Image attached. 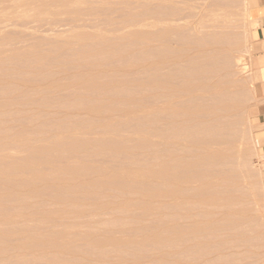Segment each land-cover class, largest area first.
<instances>
[{
	"label": "rangeland",
	"instance_id": "1",
	"mask_svg": "<svg viewBox=\"0 0 264 264\" xmlns=\"http://www.w3.org/2000/svg\"><path fill=\"white\" fill-rule=\"evenodd\" d=\"M247 2L0 0V264H264Z\"/></svg>",
	"mask_w": 264,
	"mask_h": 264
},
{
	"label": "crops",
	"instance_id": "2",
	"mask_svg": "<svg viewBox=\"0 0 264 264\" xmlns=\"http://www.w3.org/2000/svg\"><path fill=\"white\" fill-rule=\"evenodd\" d=\"M247 12L253 38L251 53L253 57L255 83L260 86L257 104V140L260 165L264 177V0H248Z\"/></svg>",
	"mask_w": 264,
	"mask_h": 264
},
{
	"label": "bare ground",
	"instance_id": "3",
	"mask_svg": "<svg viewBox=\"0 0 264 264\" xmlns=\"http://www.w3.org/2000/svg\"><path fill=\"white\" fill-rule=\"evenodd\" d=\"M35 1V0H34ZM58 2V1H57ZM96 3V2H95ZM66 6V5H65ZM43 11H45V10H43ZM83 12V11H82ZM79 13V12H78ZM86 15V14H85ZM81 16H82V14H81ZM75 18V17H74ZM78 19V18H77ZM76 29V28H75ZM137 37H139V36H137ZM182 54V53H181ZM175 58V57H174ZM102 66V65H101ZM86 77V76H85ZM46 83V82H45ZM178 93V92H177ZM179 106V105H178ZM188 106V105H187ZM193 108V107H192ZM181 109V108H180ZM199 109V108H198ZM182 110V109H181ZM106 113V112H105ZM102 114V113H101ZM182 114V113H181ZM172 115V114H171ZM180 115V114H179ZM177 119V118H176ZM190 121H192V120H190ZM192 122H194V121H192ZM181 123V122H180ZM195 124V123H194ZM198 124V123H197ZM196 126V125H195ZM213 127V126H212ZM211 127V128H212ZM181 128V127H180ZM190 128V127H189ZM188 128V129H189ZM208 128V127H207ZM206 128V129H207ZM215 128V127H214ZM204 129V128H203ZM184 130V129H183ZM187 130V129H186ZM204 131V130H203ZM209 131V130H208ZM182 132V131H181ZM143 134V133H142ZM217 135V134H216ZM187 136V135H186ZM189 136V135H188ZM212 136H213V134H212ZM174 137H175V135H174ZM173 137V138H174ZM178 137V136H177ZM184 137V136H183ZM201 137V136H200ZM204 137V136H203ZM209 137V136H208ZM83 138V137H82ZM185 138V137H184ZM198 138V137H197ZM179 140H181V139H179ZM216 140V139H215ZM182 141V140H181ZM199 141V140H198ZM210 141V140H209ZM187 142V141H186ZM207 142V141H206ZM105 143V142H104ZM189 143V142H188ZM209 143V142H208ZM114 144V143H113ZM144 144V143H143ZM173 145V144H172ZM190 145V144H189ZM211 145V144H210ZM219 145V144H218ZM197 146V145H196ZM213 146V145H212ZM199 152V151H198ZM196 158V157H195ZM185 159H187V158H185ZM215 159V158H214ZM183 160V159H182ZM206 160V159H205ZM179 161H180V159H179ZM172 163V162H171ZM178 163V162H177ZM182 163V162H181ZM208 163V162H207ZM164 165V164H163ZM198 165V164H197ZM174 166V165H173ZM158 167V166H157ZM83 168V167H82ZM99 169V168H98ZM191 169V168H190ZM159 170V169H158ZM156 171V170H155ZM182 171H184V170H182ZM187 171V170H186ZM193 171V170H192ZM209 171V170H208ZM95 173V172H94ZM150 174V173H149ZM102 175V174H101ZM104 175V174H103ZM171 175V174H170ZM171 177V176H170ZM186 177V176H185ZM175 178V177H174ZM92 179V178H91ZM211 179V178H210ZM167 181V180H166ZM172 181H174V180H172ZM105 182V181H104ZM141 182V181H140ZM176 182V181H175ZM186 182V181H185ZM173 183V182H172ZM29 184V183H28ZM186 184V183H185ZM192 184V183H191ZM142 185V184H141ZM171 187V186H170ZM195 189V188H194ZM81 190V189H80ZM70 191H72V190H70ZM8 192V191H7ZM172 192V191H171ZM170 195H172V194H170ZM173 195H174V193H173ZM217 195V194H216ZM165 199V198H164ZM136 201V200H135ZM130 204V203H129ZM62 211V210H61ZM47 214V213H46ZM198 222V221H197ZM200 224V223H199ZM198 224V225H199ZM195 225V224H194ZM191 226V225H190ZM195 227H196V225H195ZM173 233V232H172ZM1 238V237H0ZM98 243V242H97ZM96 244V243H95Z\"/></svg>",
	"mask_w": 264,
	"mask_h": 264
}]
</instances>
